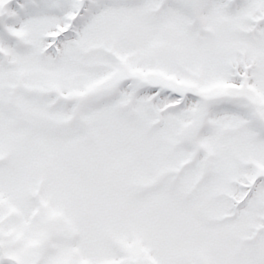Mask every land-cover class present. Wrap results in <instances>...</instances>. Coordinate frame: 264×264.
<instances>
[{
	"label": "snow or ice",
	"instance_id": "1",
	"mask_svg": "<svg viewBox=\"0 0 264 264\" xmlns=\"http://www.w3.org/2000/svg\"><path fill=\"white\" fill-rule=\"evenodd\" d=\"M0 264H264V0H0Z\"/></svg>",
	"mask_w": 264,
	"mask_h": 264
}]
</instances>
